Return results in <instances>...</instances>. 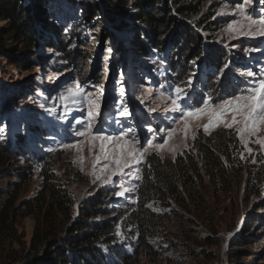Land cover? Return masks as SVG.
Wrapping results in <instances>:
<instances>
[{
	"label": "rangeland",
	"instance_id": "rangeland-1",
	"mask_svg": "<svg viewBox=\"0 0 264 264\" xmlns=\"http://www.w3.org/2000/svg\"><path fill=\"white\" fill-rule=\"evenodd\" d=\"M117 2L120 5L114 17L109 18V9ZM134 2L48 0L42 11L44 20L35 25L37 46L28 58H23L27 49L17 38L7 41V50L0 46V144L16 157L10 161L0 158V264H26L34 254L33 240L38 244L57 233L46 220L52 188L72 199V222L81 219L79 209L90 198L105 195L107 201L100 206L108 211L90 222L107 219L115 240L111 249L120 248L134 257L140 249L141 232L131 220L149 158L164 163L191 156L199 163L194 148L198 134L209 136L225 129L220 125L205 133L208 117L202 116L189 121L185 135L180 114L164 110L168 101L161 94L166 97L172 91L169 85L187 88L191 79L193 94L187 104L196 106L202 100L219 103L264 79V36L231 37L225 31L228 23L240 20L236 12L243 0H204L197 13L184 17L173 13L175 21L192 27L201 38V55L195 60L184 59L190 41L186 35L178 38V28L168 35L162 49L144 39L147 51H140L135 42L139 33L142 37L144 26L134 14L138 13ZM167 3L170 7L169 0ZM90 6L94 11L100 9L94 19L88 14ZM248 12L257 20L264 18V0H252ZM193 21L202 22V28L195 27ZM46 22L49 26H44ZM9 29L8 21L0 19V32L6 34ZM175 39L180 42L173 44ZM50 43L55 46L49 47ZM58 46L65 47L66 53ZM18 61L24 64L16 65ZM247 72L253 77L242 75ZM77 85L82 92H102V111L95 127L103 134L126 131V138L139 148L148 141L160 142L171 127L176 131L169 146L148 148L131 176L113 177L117 183L96 179L100 175V165L93 168L96 153L90 155L87 144L82 145V153L64 147L83 139L75 130L81 128L78 122L87 120L81 97L65 99L67 89ZM121 87L130 112L126 118L118 110ZM151 108L155 111L150 112ZM226 130L236 135L240 158L243 155L242 161L252 166L251 185L258 186L260 193L242 194L246 178L242 171L239 176L230 175L224 188L206 178L198 182L204 201L192 205L191 211L170 199L169 207L150 203L148 208L155 215H146V221L155 234L149 235L148 243L156 254L138 256L136 264H252L256 258L257 264H264V148L253 142L264 139V126L256 137L249 138L251 153L240 143L235 128ZM258 170L260 180L253 179ZM121 184L130 189L123 197L116 195L122 191ZM245 215L249 216L246 240L238 247L233 241ZM49 217L56 224L66 221L56 209ZM102 251L111 253L107 247ZM34 264L41 263L36 260Z\"/></svg>",
	"mask_w": 264,
	"mask_h": 264
},
{
	"label": "trees",
	"instance_id": "trees-1",
	"mask_svg": "<svg viewBox=\"0 0 264 264\" xmlns=\"http://www.w3.org/2000/svg\"><path fill=\"white\" fill-rule=\"evenodd\" d=\"M47 1L0 0V19L8 21L10 25L6 34L0 32V46L3 50L8 49L7 41L17 38L27 49L24 52L26 57L23 58H28L27 55L29 56L32 49L37 46L35 25L44 20L42 11L46 8ZM169 1L170 7L167 0H135L138 13L135 12L134 14L138 17L137 21L144 26L141 32L142 37L139 33L135 43L143 52L147 51L144 39H148L155 47L162 49L168 35L178 28V38L186 35L190 41L189 49L183 55L184 59L188 60L193 57L195 60L194 58L201 55L199 50L201 38L192 27H186L185 23L175 21L173 13L181 17L197 13L204 0ZM119 5L120 2H117L111 6L110 13L107 14L109 18L114 17ZM99 10L94 11V8L90 6L88 14L94 19L98 16ZM46 25L49 26V23H44V26ZM193 25L197 28L203 26L200 21H193ZM54 30L56 31V29ZM57 35L61 36L60 33ZM178 42L180 41L175 39L173 44H178ZM62 44L65 45L64 42ZM52 46L55 45L50 43L49 47ZM56 48L66 53L65 47L58 46ZM23 64L19 61L16 62V65ZM194 148L200 157L199 163L195 162L191 156L178 157L174 162L166 160L164 163L155 157L149 158L147 171L138 191L137 209L136 212H133L131 220V224L141 232V238L137 244L140 251L137 249L134 257L126 254L120 248L111 249L115 240L111 238L112 226L107 219L99 223L90 222L96 217L105 216L106 211H108L100 206L107 201L105 195L98 194L96 197L90 198L79 209L81 219L72 222L70 215L72 199L65 192L52 188L46 220L50 226L57 230V233L52 239L38 244L35 243L34 239L32 244L34 254L26 264H34L36 260H39L41 264H136L138 256L150 257L151 254H156L148 243L149 235L155 234L153 225L146 221V215H155L148 208L150 203H162L165 207H169L170 204L167 203V200L170 199L177 207L191 211L192 205L198 204L200 206L201 202L204 201L198 182L201 184L206 178L214 186L220 185L224 188L230 175L239 176L242 171L246 173L242 194L247 195L251 191L260 193L258 186L251 185L252 166H247L240 158L239 141L232 131L221 129L209 136L199 133L194 141ZM0 158L4 161H10L16 157H12L10 152L0 144ZM259 173V170L256 171L254 175L256 178L253 179L260 180ZM55 209L66 217L65 222L56 224L50 220L49 216ZM248 223L249 216L245 215L240 224L238 236L233 241L238 243V247L241 246V242L246 240L244 235ZM233 245L234 243L231 244V246ZM103 247L110 248V255L102 251ZM254 260L255 263L252 264H257L258 258Z\"/></svg>",
	"mask_w": 264,
	"mask_h": 264
},
{
	"label": "snow or ice",
	"instance_id": "snow-or-ice-1",
	"mask_svg": "<svg viewBox=\"0 0 264 264\" xmlns=\"http://www.w3.org/2000/svg\"><path fill=\"white\" fill-rule=\"evenodd\" d=\"M251 3L252 0H243V3L237 7L236 14L240 16V20L234 19L227 24L225 31L229 36H264V18L257 20L248 12ZM242 75L253 77L252 72ZM192 84V80L189 79L187 88L179 85L173 88L169 85L172 91L166 97L161 94L162 98L168 101L164 110L175 111L180 114V120L184 122L185 135L190 120H199L202 116H207L208 123L203 125L205 133L220 125H223L225 129L235 128L240 143L251 153L252 149L248 147L249 138L256 137L261 131V127L264 126V79L256 80L251 87L239 90V94L233 92L230 96L222 98L219 103L202 100L196 106L186 103L192 98ZM164 87V84L160 85L161 89ZM67 93L65 99L82 98V102L86 105L87 120L78 122L81 124V128L75 130V135L83 139L78 140L75 144H65L64 147L74 148L78 153H82V145L87 144L89 154L96 153L93 168L95 169L96 165H100V175L96 176V179H103L106 184L109 182L117 183L118 181H113V177L116 176H131L133 168L142 162L143 155L148 148L165 149L166 146H169V141L176 131L175 128L170 127L160 142L148 141L147 146L141 145L137 148L133 140L126 138L128 132L121 131L117 135H105L95 127L102 111V104L99 99L102 92H97L95 95L91 92H82L80 86L77 85L75 89L69 87ZM119 94L121 97L118 104L119 114L126 118L130 112L122 99L125 95L123 87L119 89ZM149 111H155V108H151ZM253 142L264 148V139H256ZM97 146L98 152L96 151ZM171 150L174 151V149ZM243 158L241 155V159ZM79 159L82 164L84 157L81 155ZM102 161L104 163H101ZM126 169L127 171H125ZM120 186L122 191L117 192V196L123 197L125 193L130 192V189L124 187L123 184Z\"/></svg>",
	"mask_w": 264,
	"mask_h": 264
},
{
	"label": "clouds",
	"instance_id": "clouds-1",
	"mask_svg": "<svg viewBox=\"0 0 264 264\" xmlns=\"http://www.w3.org/2000/svg\"><path fill=\"white\" fill-rule=\"evenodd\" d=\"M241 223H242V222L239 223V225H238L239 227H240V224H241ZM239 227H238V228H239ZM238 228H237V229H238Z\"/></svg>",
	"mask_w": 264,
	"mask_h": 264
}]
</instances>
